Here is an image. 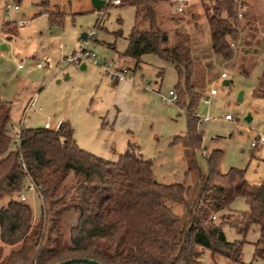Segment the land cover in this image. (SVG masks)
Wrapping results in <instances>:
<instances>
[{
  "label": "rangeland",
  "instance_id": "374dc122",
  "mask_svg": "<svg viewBox=\"0 0 264 264\" xmlns=\"http://www.w3.org/2000/svg\"><path fill=\"white\" fill-rule=\"evenodd\" d=\"M211 5L209 0H192L183 5L182 12H176L174 4L158 2L157 24L168 35V47H190L196 91L202 98H209L208 104L201 99L196 108L200 119H210L199 122L203 139L201 148L194 153L199 170L207 174L206 156L220 150L221 173L231 168L244 170L245 180L260 185L264 182V144L257 148L251 145L259 135L264 136V99L253 97L252 92L264 71V0H248L239 21L254 22V30L236 43L231 60H224L210 46L205 8ZM90 6L91 0H0V97L11 104L10 132L13 133L11 127L43 128L48 122L55 128L67 121L83 150L116 161L130 142L151 160L158 183L191 185V177L185 175L183 149L180 144H171L174 137L186 134L188 104L186 97L178 95L183 84L178 87L172 64L156 54L143 55L135 70L134 62L122 63L134 73V84L120 83L126 85L120 91L98 66L87 62L82 70L80 65L64 63L66 56L85 48L81 35L92 31L97 21L100 26L96 35L87 39L86 49L94 53L97 62L112 67L124 52L133 26L149 29L142 11L133 5H104L100 10ZM49 13L60 22L50 23ZM20 21L28 22L19 26ZM45 58L50 59V67L37 69L35 64ZM19 65L22 68L18 69ZM223 73L226 78L221 77ZM145 87L149 89L145 91ZM211 88L216 95L209 97ZM169 91L177 93L179 104L185 100L187 104L161 102V96H167ZM240 93L242 100L238 101ZM32 101L34 106L30 107ZM226 115L231 119L227 120ZM24 195L39 216L41 203L36 192L25 190ZM7 200L5 197L0 203ZM166 203L173 213L182 214L180 204ZM247 209L243 198H236L230 205L232 213ZM77 217L76 213L65 216L66 235ZM236 219L237 215H232L229 224ZM222 230L229 242L243 239L228 223ZM259 237V228L251 225L244 236L243 263L264 264V257L254 258ZM201 264L235 263L204 250Z\"/></svg>",
  "mask_w": 264,
  "mask_h": 264
},
{
  "label": "trees",
  "instance_id": "16d2710c",
  "mask_svg": "<svg viewBox=\"0 0 264 264\" xmlns=\"http://www.w3.org/2000/svg\"><path fill=\"white\" fill-rule=\"evenodd\" d=\"M209 1L212 5L205 12L210 46L231 60L236 43L253 32L255 23L237 21L231 0ZM158 2L122 0L120 6L142 11L149 29L135 24L120 57L125 63L134 62L133 70L145 54H156L174 66L178 87L183 84L178 95L188 99V104L181 103L187 104V131L171 144L183 149L191 185L158 183L151 160L130 142L116 161L83 150L67 121L49 129L21 127L19 145L14 147L11 104L0 97V201L8 197L0 203V264H57L75 258L99 264H201L204 250L246 264L241 260L242 247L251 225L260 234L254 258L264 257V183L249 184L240 169L221 173L220 150L206 156L207 174L199 170L194 153L203 139L196 114L202 95L193 81L194 59L187 45L167 46L168 35L157 24ZM57 18L48 14L50 23L60 22ZM252 93L264 99V71ZM178 95L175 104L181 105ZM30 185L41 203L36 218L27 200L21 201ZM236 198L245 200L246 212L232 213L230 205ZM166 200L180 204L182 214L173 213ZM70 213L78 217L66 235L64 218ZM234 214L236 222L229 224ZM225 223L243 239L227 241Z\"/></svg>",
  "mask_w": 264,
  "mask_h": 264
},
{
  "label": "built area",
  "instance_id": "2783aa9c",
  "mask_svg": "<svg viewBox=\"0 0 264 264\" xmlns=\"http://www.w3.org/2000/svg\"><path fill=\"white\" fill-rule=\"evenodd\" d=\"M104 1V5H111V6H120L122 3V0H103ZM158 1H164V2H168L171 4H174L175 7V11L176 12H182L183 11V5L187 4L188 2L192 1V0H158ZM234 3V11L236 13V20L239 21L243 18V15L246 11L247 8V2L248 0H231ZM8 8V6H7ZM15 9H18L17 6L14 7ZM23 25V24H20ZM100 26V21H97L96 25L94 26V29L92 31H90L87 35V39H91L96 35V30L97 28ZM87 39L85 40V48L81 49L79 52H74L72 54H69L68 56L65 57L64 59V63L65 64H76V65H80V64H87V62H90L91 64L98 66V68L101 70V72L103 73L104 77L109 81L112 82L113 84H118V83H122V82H130L132 84H134V80H133V72L131 69L127 68V67H123V68H117V67H112L110 64L108 63H99L96 61V56L94 55V53L87 51L86 49V45H87ZM50 59L49 58H45L44 61L42 62H37L35 64V67L37 69H43L45 67L49 68L50 67ZM18 68H22L21 65L18 66ZM222 78H226V75L223 73L221 75ZM148 87H145L144 90H148ZM216 95V90L211 88L208 92V96H214ZM205 103L208 104L209 102V98H201ZM177 100V95L175 92L173 91H169L167 96H161V102L163 103H168V104H174L176 103ZM30 107L34 106V102H30L29 104ZM40 110V109H39ZM35 111V109H34ZM226 119H231L229 115L226 116ZM210 119L209 117H204L202 119H200V122H208ZM13 133L10 134L11 138H12V142H13V146L14 147H18L19 142H20V129L21 126L17 129V128H13ZM44 128H50L49 124L46 123L44 125ZM264 144V136L263 135H259L258 138L252 143V147L253 148H257L260 145ZM22 167L24 168V165H22ZM28 191H33L36 192V189L34 188V186L30 185L27 188ZM26 197L25 195L21 196V201H25Z\"/></svg>",
  "mask_w": 264,
  "mask_h": 264
},
{
  "label": "water",
  "instance_id": "95a60500",
  "mask_svg": "<svg viewBox=\"0 0 264 264\" xmlns=\"http://www.w3.org/2000/svg\"><path fill=\"white\" fill-rule=\"evenodd\" d=\"M91 6L93 7V9L95 10H100L104 7V1L103 0H91ZM81 39L83 41H85L87 39V35L86 34H82L81 35ZM2 49H4V47H2ZM225 85L228 84L227 81L224 82ZM238 101H241L242 100V93L239 94L238 96ZM249 120V118H248ZM75 263H83V264H99L98 262L96 261H93V260H89V259H82V258H75V259H70V260H67V261H64V262H60V263H57V264H75Z\"/></svg>",
  "mask_w": 264,
  "mask_h": 264
},
{
  "label": "crops",
  "instance_id": "0c3cea01",
  "mask_svg": "<svg viewBox=\"0 0 264 264\" xmlns=\"http://www.w3.org/2000/svg\"><path fill=\"white\" fill-rule=\"evenodd\" d=\"M159 2H164V1H159ZM17 6V5H16ZM18 7V6H17ZM155 7H157V4H155V6H154V9H156ZM90 8L91 9H93V7L92 6H90ZM95 10V9H94ZM28 21H20L19 23H18V25L19 26H23L24 24H26ZM20 24H23V25H20ZM8 41V40H7ZM2 47H4V46H2ZM3 50V49H2ZM120 59H119V61H118V63L115 65V67H117V68H123V67H126V66H124V65H122V63H124L123 62V59H121V57H119ZM121 63V64H120ZM80 68L82 69V70H84L85 68H86V64H80ZM19 69V68H18ZM122 83H128L127 81H125V82H122ZM130 83V82H129ZM130 84H132V83H130ZM115 85V88H116V90H120V91H122L124 88H125V86L126 85H121L120 83H118V84H114ZM227 116V115H226ZM225 116V117H226ZM46 123H48V122H46ZM45 123V124H46ZM44 124V125H45ZM49 124V123H48ZM59 125V124H58ZM50 126V125H49ZM50 128H52L51 126H50ZM56 128V127H55ZM74 132V131H73ZM74 134V133H73ZM247 181V180H246ZM248 182V181H247ZM262 182V181H261ZM249 183V182H248ZM260 183V182H259ZM258 183V184H259ZM264 183V182H263ZM249 184H251V185H258L257 183L256 184H254V183H249ZM27 200V199H26ZM33 215H34V217L36 218V217H38L37 215H35L34 213H33ZM74 220H76L75 218H74ZM72 224H73V222H72Z\"/></svg>",
  "mask_w": 264,
  "mask_h": 264
}]
</instances>
